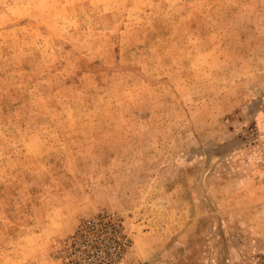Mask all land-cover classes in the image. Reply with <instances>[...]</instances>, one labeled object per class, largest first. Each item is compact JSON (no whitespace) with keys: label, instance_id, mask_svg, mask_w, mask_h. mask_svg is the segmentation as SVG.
Wrapping results in <instances>:
<instances>
[{"label":"rangeland","instance_id":"1","mask_svg":"<svg viewBox=\"0 0 264 264\" xmlns=\"http://www.w3.org/2000/svg\"><path fill=\"white\" fill-rule=\"evenodd\" d=\"M0 264H264V0H0Z\"/></svg>","mask_w":264,"mask_h":264},{"label":"trees","instance_id":"2","mask_svg":"<svg viewBox=\"0 0 264 264\" xmlns=\"http://www.w3.org/2000/svg\"><path fill=\"white\" fill-rule=\"evenodd\" d=\"M87 229L89 230L88 232L87 230L86 231H75L74 234L64 242L66 243V245H68V248H71L73 250V252L76 251V252L82 253V258L84 260L90 259L93 255V253L90 254L91 256L87 254L86 250L89 252L91 249H94L95 254L98 252V247L96 245H93V243H95L96 241H99V239L103 237L104 234L107 233V229L109 233L110 231H112L114 235L119 234V231L117 229H114V224H112L111 222L103 223L102 226H99V229L97 226L93 227V224H92ZM89 235H91V238H92L91 240H88ZM115 236L113 237L114 242H116V246H119L120 245L119 242L115 240L116 238H118V236L116 237Z\"/></svg>","mask_w":264,"mask_h":264}]
</instances>
